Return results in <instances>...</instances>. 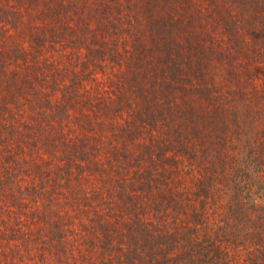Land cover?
<instances>
[{
    "label": "trees",
    "instance_id": "1",
    "mask_svg": "<svg viewBox=\"0 0 264 264\" xmlns=\"http://www.w3.org/2000/svg\"><path fill=\"white\" fill-rule=\"evenodd\" d=\"M241 1L261 24L255 29L258 44L264 39V0ZM217 2L205 0L201 7L194 0L193 12L204 13L213 4L216 11ZM170 3L164 5L170 8ZM121 4L106 0L103 11ZM1 7L0 54L8 49V26L16 14L11 3ZM79 27L58 25L66 29L62 35L71 32L73 40L85 43L80 55H90L96 65L102 61L100 71L110 73L106 61L117 60L105 59L106 46L95 45L89 26ZM47 39L42 34L37 48L42 50ZM176 50L165 48L169 54ZM7 62L0 59V264H264V129L257 146L250 135L242 165L228 156V146L201 156L197 147L182 150L176 141L180 126L157 135L156 103L143 91H120L130 99L143 96V108L132 112L133 101L120 104L122 95L110 96V103L95 92L79 94L75 78L81 73L74 69L73 76L63 78L71 87L60 99L52 93L36 101L26 88L31 76ZM90 63L93 75L99 66ZM134 81L131 85L141 90L138 71ZM77 108L81 114L72 116ZM182 110L187 127L191 117ZM127 111L135 115L126 116ZM172 115L166 111L163 117L180 122ZM213 146L219 150L225 143ZM230 164L229 171L244 184L232 186L236 174H229L232 181L223 174L216 178ZM250 167L258 179L251 178ZM214 178L217 185L228 181L218 191L208 185ZM258 183L257 192L253 185Z\"/></svg>",
    "mask_w": 264,
    "mask_h": 264
},
{
    "label": "rangeland",
    "instance_id": "2",
    "mask_svg": "<svg viewBox=\"0 0 264 264\" xmlns=\"http://www.w3.org/2000/svg\"><path fill=\"white\" fill-rule=\"evenodd\" d=\"M40 1L0 0L1 12L3 4L11 3L16 13L8 26L12 34L6 41L8 49L2 51L0 59L5 58L6 65L17 69L19 74L31 76L26 88L37 95L36 101L52 97V93L54 100L60 99L67 85L70 86V81H63L64 76H73V70L78 69L81 75L75 79L76 86L81 87L79 94L95 92L111 103L110 96L116 93L123 97L120 104H125L131 90L143 91L150 102L156 103L155 132L157 135L162 132V136L180 126L176 141L179 140L182 150L197 147L203 156L228 146V156L238 158L242 165L241 161L250 153V135L256 138L255 144L261 142L258 134L264 129V39L257 44L255 29L259 22L241 0H218L216 11L211 4L209 10L198 14L193 12L194 0H161L159 4L151 0H123L122 8L109 13L103 11L106 0H44L38 4ZM169 1L170 8L164 5ZM197 2L203 7L205 0ZM55 20L58 22L54 23ZM62 24L73 28L89 26V36L95 35L98 40L95 45L106 46L105 59L113 56L117 60L106 61L111 66L110 73L100 71L102 61L96 65L90 55H80L86 50L85 43L73 40L76 37L71 32L62 35L66 30L58 28ZM42 34L48 36V41L40 50L37 39ZM103 36L106 42L101 41ZM167 47L178 50L169 54L165 51ZM85 61L87 66H81ZM88 62L92 68L99 66L94 68L97 71L93 75ZM84 66L87 76L83 74ZM137 71L143 82L139 84L141 90L131 85L137 79ZM125 89H130L124 92L126 95L120 92ZM142 97L130 99L133 101L130 111L143 108ZM88 107L94 114V108ZM182 108L193 120L196 118L185 121L187 127L182 125L185 117L180 115ZM79 111L80 108L73 109L70 114L79 116ZM166 111L167 115H178L180 122L175 123L168 116L165 119ZM93 118L98 119L95 115ZM214 142L225 146L218 150ZM43 157L50 158L48 153ZM227 166L229 169H221L216 178L223 174L232 181L230 175L236 174L232 186L244 184L243 177L229 171L231 164ZM249 170L251 178H259L251 167ZM228 179L218 185L217 179H210L208 185L218 188ZM260 186L258 183L253 188L258 192Z\"/></svg>",
    "mask_w": 264,
    "mask_h": 264
}]
</instances>
